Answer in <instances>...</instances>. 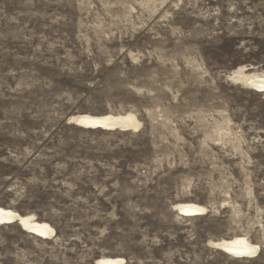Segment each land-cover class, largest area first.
I'll return each mask as SVG.
<instances>
[{
	"label": "rangeland",
	"instance_id": "374dc122",
	"mask_svg": "<svg viewBox=\"0 0 264 264\" xmlns=\"http://www.w3.org/2000/svg\"><path fill=\"white\" fill-rule=\"evenodd\" d=\"M239 73L264 75V0H0V207L54 229L0 225V264H264V95ZM234 236L259 251L211 245Z\"/></svg>",
	"mask_w": 264,
	"mask_h": 264
},
{
	"label": "bare ground",
	"instance_id": "6f19581e",
	"mask_svg": "<svg viewBox=\"0 0 264 264\" xmlns=\"http://www.w3.org/2000/svg\"><path fill=\"white\" fill-rule=\"evenodd\" d=\"M241 75V79L245 83H247L251 87V89L264 95V75ZM69 120L70 122H76L78 125L83 127H100V129L102 128L106 130H122L129 128V126L137 124L133 117L130 115L115 116L112 114H104L101 116H92L89 114H81L73 116ZM174 209L180 210L189 216L201 215L207 212L206 207L193 203L177 204ZM12 222L17 223L23 231L35 234L37 237L43 239H48L52 235H54V229L48 223L38 222L32 215L21 216L15 211L0 207V225ZM211 245L212 247L214 246L217 249H220L221 251H223V253H226L233 258L253 257L259 251L258 245L249 243L246 238L242 236H234L227 240H220L211 243ZM123 262L124 260L122 258L101 257L96 260L95 264H122Z\"/></svg>",
	"mask_w": 264,
	"mask_h": 264
},
{
	"label": "snow or ice",
	"instance_id": "6c2138e0",
	"mask_svg": "<svg viewBox=\"0 0 264 264\" xmlns=\"http://www.w3.org/2000/svg\"><path fill=\"white\" fill-rule=\"evenodd\" d=\"M237 254H239V253H237ZM249 254H254V253H249Z\"/></svg>",
	"mask_w": 264,
	"mask_h": 264
},
{
	"label": "water",
	"instance_id": "95a60500",
	"mask_svg": "<svg viewBox=\"0 0 264 264\" xmlns=\"http://www.w3.org/2000/svg\"><path fill=\"white\" fill-rule=\"evenodd\" d=\"M69 121V120H68Z\"/></svg>",
	"mask_w": 264,
	"mask_h": 264
}]
</instances>
